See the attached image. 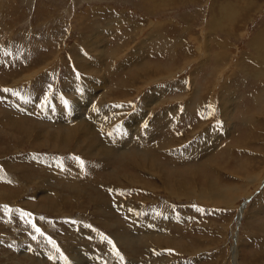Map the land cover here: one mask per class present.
<instances>
[{
    "label": "rangeland",
    "instance_id": "1",
    "mask_svg": "<svg viewBox=\"0 0 264 264\" xmlns=\"http://www.w3.org/2000/svg\"><path fill=\"white\" fill-rule=\"evenodd\" d=\"M0 264H264V0H0Z\"/></svg>",
    "mask_w": 264,
    "mask_h": 264
},
{
    "label": "bare ground",
    "instance_id": "2",
    "mask_svg": "<svg viewBox=\"0 0 264 264\" xmlns=\"http://www.w3.org/2000/svg\"><path fill=\"white\" fill-rule=\"evenodd\" d=\"M98 71H99V70H98ZM96 72H97V71H96ZM99 72H100V71H99ZM100 73H101V72H100ZM96 74H97V73H96ZM98 76H99V75H98ZM98 76H97V78H98ZM95 77H96V76H95ZM100 77H101V75H100ZM102 79H103V78H102ZM69 80H70V79H69ZM69 80H68V82H67L68 85H69ZM103 80H105V79H103ZM135 80H136V79H135ZM70 81H72V80H70ZM89 81H90V80H89ZM97 81H99V80H97ZM72 82H73V81H72ZM72 82H71V83H72ZM74 82H75V81H74ZM71 83H70V84H71ZM96 83H97V82H96ZM96 83H94V84H96ZM100 83H101V82H100ZM74 84H75V83H74ZM63 85H64V83H63ZM87 85H88V84H87ZM71 86H72V84H71ZM90 86H91V85H90ZM92 86H93V85H92ZM95 86H96V85H95ZM104 86H105V85H104ZM74 87H75V86H74ZM88 87H89V86H88ZM87 89H88V88H87ZM119 89H120V88H119ZM128 89H129V88H128ZM156 89H157V88H156ZM79 90H80V89H79ZM63 91H64V90H63ZM129 92H130V91H129ZM160 92H161V91H160ZM25 93H26V92H25ZM73 93H74V92H73ZM71 94H72V93H71ZM74 94H75V93H74ZM76 94H78V93H76ZM76 94H75V95H76ZM155 94H156V93H155ZM31 95H32V93H28V94L26 93L25 101H28L27 98H29ZM87 95H88V94H87ZM150 95H151V94H150ZM80 96H81V95H80ZM31 97H32V96H31ZM85 97H86V95H85ZM103 97H104V96H103ZM103 97H102V98H103ZM13 98H14V97H13ZM76 98H77V97H76ZM80 98H84V97H80ZM39 99H40V98H39ZM73 99H74V98H73ZM103 100H104V99H103ZM18 101H20V98L18 99ZM53 101H54V100H53ZM84 101H85V100H84ZM151 101H152V100H151ZM154 101H155V100H154ZM73 102H74V101H73ZM76 102H77V101H76ZM86 102H87V99H86ZM19 103H20V102H19ZM20 104H21V103H20ZM22 104H23V103H22ZM12 105H13V104H12ZM24 105H26V104H24ZM13 106H14V105H13ZM32 106H33V105H32ZM61 106H63V105H61ZM192 107H193V106H192ZM14 108L19 109L18 111H20V110L22 111V108H19L17 105H15ZM76 108H77V107H76ZM189 108H190V107H189ZM33 109H34V108H33ZM56 110H57V109H56ZM69 110H70V109H69ZM88 110H89V109H88ZM77 111H78V110H77ZM24 112H25V111H24ZM55 112H56V111H55ZM66 112L68 113V111H66ZM189 112H191V111H189ZM192 112H193V110H192ZM70 113H71V111H70ZM49 114H50V113H49ZM15 115H16V114H15ZM187 115H188V114H187ZM191 115H192V113H191ZM78 116H79V115H78ZM172 116L175 117V115H172ZM172 116H171V117H172ZM2 117H3V116H2ZM10 117H11V116H10ZM10 117H8V118H10ZM62 117H63V116H62ZM68 117H69V116H68ZM72 117H73V116H72ZM75 117H76V116H75ZM165 117H166V116H165ZM168 117H169V116H168ZM6 118H7V117H6ZM8 118H7V119H8ZM20 118H21V117H20ZM51 118H52V117H51ZM69 118H70V117H69ZM69 118H66V119L70 120ZM160 118H161V117H160ZM160 118H159V119H160ZM166 118H167V117H166ZM166 118H165V119L163 118V120H167V119H168V118H167V119H166ZM7 119H6V120H7ZM169 119H170V118H169ZM175 119H177V118H175ZM6 120H5V121H6ZM71 120H72V118H71ZM71 120H70V121H71ZM171 120H172V119H171ZM173 120H174V119H173ZM178 120H179V119H178ZM178 120H176V121H178ZM18 121H19V120H18ZM72 121H73V120H72ZM79 121H80V120H79ZM161 121H162V120H161ZM80 122H81V121H80ZM158 122H159V121H158ZM158 122H157V123H158ZM10 123H12V121H11ZM162 123H163V122H162ZM164 123H165V121H164ZM167 123H168V122H167ZM171 123H172V122H171ZM154 124H155V123H154ZM159 124H160V123H159ZM86 125H87V124H86ZM166 125H167V124H166ZM173 125H174V124H173ZM12 127H13V126H12ZM88 127L90 128L89 125H88ZM88 127L85 126L84 128L89 129ZM44 128H45V127H44ZM82 128H83V127H82ZM154 128H155V127H154ZM25 129H26V128H25ZM127 131H128V130H127ZM40 132H41V131H40ZM55 132H56V131H55ZM155 133H156V132H154V134H155ZM178 133H179V132H178ZM58 134H59V133H58ZM76 134H77V133H76ZM128 134H129V133H128ZM42 135H43V134H42ZM171 135H172V134H171ZM58 137H59V136H58ZM133 137H134V136H133ZM133 137H131V136L129 135V136L127 137V141H126L124 138H120L116 143L119 142L118 144H121V145H122V144H125L126 146L124 145V148H123L124 151H125V152H129V153L131 154L134 150L137 149V146L134 147V144H135V143L138 144V143H140V142H142V143L144 142V141H142V139L136 141L135 138H133ZM152 137H154V136H151V138H152ZM153 139H154V138H153ZM164 139H165V137H164ZM143 140H144V139H143ZM110 141H111V140H110ZM147 141H149V139L145 140V142H147ZM169 141H170V140H169ZM77 142H78V141H77ZM134 142H135V143H134ZM92 143H93V142H92ZM94 143H95V142H94ZM165 143H166V142H165ZM165 143H160V144H161V145H164ZM113 145H115V144H114V141H111L109 144L107 143V146H104L103 149H106V150H107V149H111V148H113ZM161 145H160V146H161ZM207 145H208V144H207ZM116 146L119 147L117 144H116ZM211 146H212V145H211ZM117 147H116V148H117ZM131 147H133V148H135V149H132V151H131ZM170 147H171V146H170ZM196 147H197V146H196ZM200 147H201V146H200ZM202 147H203V146H202ZM212 147H213V146H212ZM160 148H161V147H160ZM160 148H159V149H160ZM197 148H199V147H197ZM204 148H205V149H201L202 151H201L200 149H195V150L193 149L192 151H190V153L193 154V155L195 156V157L193 156L194 158H196L197 155H199L198 157H202V158L206 157V158H207V164H208V162H209L210 159H211V158L209 157V152H208L209 147H208V148L204 147ZM103 149H102V150H103ZM117 149H122V148L119 147V148H117ZM144 149H150V148L146 147V148H144ZM215 149H216V148H215ZM152 150H154V149H152ZM210 150H211V149H210ZM108 151H109V150H108ZM150 151H151V150H150ZM203 151H204L207 155H205ZM121 152H122V151H121ZM121 152H117V153L120 155ZM144 152H145V151H144ZM144 152H143V153H144ZM154 152H155V151H154ZM105 153H106V152H105ZM115 153H116V152H115ZM100 154H101V153H100ZM109 154H110V153H109ZM151 154H152V153H151ZM103 155H104V154H103ZM114 155H115V154H114ZM114 155H113V157H114ZM95 156H96V155H95ZM127 156H128V155H127ZM109 157H110V156H109ZM132 157H134L136 163H138V162H141L142 164L144 163V160H142V159H143L142 156L132 155ZM193 157H192V158H193ZM198 157H197L196 159H198ZM212 157H213V156H212ZM145 158L147 159V162L150 161V159H148V157H145ZM176 158L179 159V156H178V157L176 156ZM209 158H210V159H209ZM105 159H106V158H105ZM108 159H109V158H108ZM108 159H107V160H108ZM47 160H48V159H47ZM110 160H111V159H110ZM193 160H195V159H191V161H193ZM43 161H44V160H43ZM101 161H102V160H101ZM151 161H152V160H151ZM135 162H134V163H135ZM173 162H174V161H173ZM131 164H132V163H131ZM190 164H191V163H190ZM127 167H128V166H127ZM168 167H169V168H168V171H167V172H169L170 174L173 173V174L178 175V176L180 177L181 180H187V179L182 175L181 172H178V171H177L178 169L176 168L175 165H173V168L170 167V166H168ZM112 169H114V168H112ZM112 169H111V170H112ZM189 171H190V170H189ZM107 173H108V172H107ZM113 174H114V173H113ZM123 175H124V174H123ZM190 175H191V177H193V176H197L198 173H196V172H194V173L190 172ZM190 175H189V176H190ZM128 176H129V175H128ZM198 176H201V175H198ZM130 177H131V176H130ZM112 178H114V177H112ZM127 179H128V178H127ZM175 179H176V178H175ZM104 180H105V179H104ZM113 180H114V179H113ZM94 181H95V180H94ZM101 182H102V181H101ZM106 182H107V181H106ZM183 183H184V184H187L188 182L183 181ZM100 184H101V183H100ZM102 184H105V183L102 182ZM43 188H44V187H43ZM235 193H236V192L234 191V192L231 194V196L235 195ZM117 195H118V194H117ZM46 196H47V195H46ZM99 196H100V195H99ZM100 197H101V196H100ZM43 198H44V197H43ZM102 200H103V199H102ZM118 208H119V207H118ZM123 209H124V208H123ZM120 210H121V209H120ZM103 211H104V210H103ZM105 211H106V210H105ZM110 213H111V212H110ZM151 215H152V214H151ZM155 219H156V218H155ZM155 219H154V220H155ZM105 222H106V221H105ZM156 222H157V221H156ZM159 222H160V221H159ZM150 223H151V222H150ZM156 224H157V223H156ZM156 224H155V226H156ZM112 225H113V224H112ZM124 228H125V227H124ZM154 230H155V229H154ZM157 230H158V229H157ZM123 231H124V230H123ZM120 233H121V232H120ZM150 233H151V232H150ZM130 235H131V234H130ZM120 236H121V235H120ZM120 236H119V237H120ZM123 237L125 238L126 236L123 235ZM123 237H121V238H123ZM121 238H119V239H121ZM157 238H158V237H157ZM125 241H126V239H125ZM128 241H129V240H128ZM126 243H128V242H126ZM128 244H129V243H128ZM128 244H127V245H128ZM94 259H95V258H94Z\"/></svg>",
    "mask_w": 264,
    "mask_h": 264
},
{
    "label": "snow or ice",
    "instance_id": "3",
    "mask_svg": "<svg viewBox=\"0 0 264 264\" xmlns=\"http://www.w3.org/2000/svg\"><path fill=\"white\" fill-rule=\"evenodd\" d=\"M5 91H7V90H5ZM81 164H83V161H81ZM37 231H39V229H37ZM42 234V233H41Z\"/></svg>",
    "mask_w": 264,
    "mask_h": 264
}]
</instances>
